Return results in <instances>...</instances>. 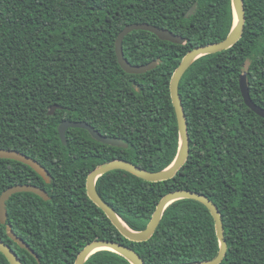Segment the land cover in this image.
Returning <instances> with one entry per match:
<instances>
[{
  "label": "trees",
  "instance_id": "16d2710c",
  "mask_svg": "<svg viewBox=\"0 0 264 264\" xmlns=\"http://www.w3.org/2000/svg\"><path fill=\"white\" fill-rule=\"evenodd\" d=\"M196 4L194 13H185ZM244 29L228 49L196 59L183 74L179 95L189 135V154L174 177L146 181L122 169L96 180L101 198L133 230L149 222L159 199L175 189L202 193L217 206L227 251L219 264H264V118L243 100L245 71L252 101L264 108V0H243ZM149 23L185 38L161 40L146 30L123 39L132 64L158 60L132 74L119 65L117 34L129 23ZM233 25L231 0H0V148L16 149L44 166L50 181L20 161L0 158V194L30 183L49 199L18 192L6 201L0 238L23 264H74L95 239L120 242L147 264H188L219 250L214 219L201 202L182 198L163 212L145 241L123 236L88 197L86 178L113 159L158 171L179 148L170 80L192 48L226 37ZM52 105L58 108L52 115ZM86 121L127 147L93 139L64 120ZM14 233L39 261L8 235ZM0 264H10L0 252ZM84 264H131L98 250Z\"/></svg>",
  "mask_w": 264,
  "mask_h": 264
},
{
  "label": "water",
  "instance_id": "95a60500",
  "mask_svg": "<svg viewBox=\"0 0 264 264\" xmlns=\"http://www.w3.org/2000/svg\"><path fill=\"white\" fill-rule=\"evenodd\" d=\"M231 3L233 10V25L226 37L222 40L204 45H198L190 49L182 57L181 61L179 62L178 66L175 68L171 76L170 96L176 115L179 134V148L171 164L158 171H149L129 161H125L122 159H113L96 166L88 173L86 178V193L88 197L106 214L111 223L119 230V232L132 241H145L149 239L157 229L164 210L175 200L182 198H191L203 203L208 208L214 219L216 233L219 240V250L217 254L211 259L188 264H219L223 260L227 251V242L224 236L221 214L217 206L209 199L208 196L189 189L171 190L165 193L159 199L147 225L141 230H133L118 216L115 210L101 198V196L97 192L95 183L98 177L115 169L128 171L146 181H162L174 177L177 171L182 167L189 154V135L187 131L185 112L178 91L179 83L185 71L196 59L203 55L212 54L228 49L240 39L244 29L245 20L243 0H231ZM195 8L196 4L192 5L190 9L185 13V17L192 15ZM133 30H146L155 34L159 39L170 41L172 43L182 44L185 42V38H183L181 35L175 34L166 28L157 27L145 22L126 24L123 29L117 34L114 44L117 61L121 68L127 73H144L155 68L158 64V60H152L145 64H132L124 56L122 47L123 39L128 33ZM239 87L244 103L253 112L264 118V108L255 104L250 97L245 71L240 74ZM57 108L58 105H52L48 111V114L52 115ZM69 127L86 129L90 133L91 137L99 142L112 146L127 147L126 142L122 141L119 138L109 137L107 135L101 134L86 121H74L68 119H64L58 126V132L64 144L66 143V130ZM0 158L12 159L27 164L33 170H35L46 182L50 181L48 171L44 166H42L36 159L29 157L16 149L0 148ZM18 192H32L45 200L49 199L47 191L34 184L24 183L9 186L0 194V222L2 224H5L7 221L6 201L13 194ZM6 230L7 235L13 241H15L20 247L28 250L37 259V261L40 262L33 249H31L23 239H21L14 233L10 225H7ZM103 249L118 253L126 260H128L131 264H147L143 260V258L131 247L117 241L105 239H95L87 243L77 254L74 264H84L89 256H91L96 251ZM0 252L6 257L10 264H23L17 253L1 238Z\"/></svg>",
  "mask_w": 264,
  "mask_h": 264
}]
</instances>
